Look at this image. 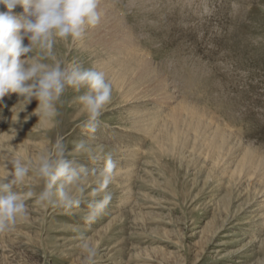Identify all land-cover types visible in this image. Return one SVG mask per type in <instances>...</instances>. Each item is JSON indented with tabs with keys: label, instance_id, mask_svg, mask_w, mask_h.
Instances as JSON below:
<instances>
[{
	"label": "rangeland",
	"instance_id": "374dc122",
	"mask_svg": "<svg viewBox=\"0 0 264 264\" xmlns=\"http://www.w3.org/2000/svg\"><path fill=\"white\" fill-rule=\"evenodd\" d=\"M99 7L101 23L81 38L51 37L50 48L37 42L21 57L25 68L45 66L27 85L57 65L105 73L112 94L95 133L79 100L87 88L66 85L52 101L38 87L0 99V185L18 163L28 171L11 190L33 194L27 215L0 232V264H86L84 241L95 249L91 264H264V0ZM181 106L192 115L178 117ZM81 141L117 164L96 196L103 159L78 151ZM60 158L82 178L72 186L79 207L37 202L42 162ZM105 195L110 203L88 220Z\"/></svg>",
	"mask_w": 264,
	"mask_h": 264
},
{
	"label": "clouds",
	"instance_id": "9594fccd",
	"mask_svg": "<svg viewBox=\"0 0 264 264\" xmlns=\"http://www.w3.org/2000/svg\"><path fill=\"white\" fill-rule=\"evenodd\" d=\"M0 5L8 10L0 11V99L8 93L23 95L38 87L36 93L38 98L42 101H52L64 93L66 85L76 90L87 88L88 91L80 96L79 100L88 113L86 128L88 132L95 133L102 110L111 100L112 85L106 79L105 73L95 68L84 69L80 66L74 67L69 73L57 65L43 72L38 85H27L26 82L37 77L45 66L32 65L25 68L21 57L32 50V44L40 42L50 48L53 43L51 37L60 39L71 37L77 40L87 29L98 26L103 17L99 7L100 0H0ZM17 6L23 8L20 15L13 14V9ZM26 38L31 41L30 45H25ZM48 115L54 116L55 111L50 108ZM56 147L62 156L63 150L59 141ZM81 149L90 153L89 159L94 163L103 159V168L98 173L93 170V174L98 176V187L91 195L96 196L108 189L118 172L117 164L110 154H103L102 148L86 149L84 142L81 141L77 144V150ZM27 171V168L17 163L13 180L0 185V232L11 230L19 219L27 215L24 200L31 198L32 192L20 195L11 190L13 184L23 181ZM39 173L45 178L46 183L37 202L57 203L65 209L80 206L81 201L75 198L72 186L78 185L82 178L67 161L62 158L52 162L44 160ZM54 186L55 201L52 199ZM77 190L83 193L84 188L77 187ZM111 198V195H105L94 206L89 205L87 219L94 220L100 215ZM82 250L86 253V264H91L96 254L95 249L84 241Z\"/></svg>",
	"mask_w": 264,
	"mask_h": 264
},
{
	"label": "bare ground",
	"instance_id": "6f19581e",
	"mask_svg": "<svg viewBox=\"0 0 264 264\" xmlns=\"http://www.w3.org/2000/svg\"><path fill=\"white\" fill-rule=\"evenodd\" d=\"M104 5V4H103ZM108 7V6H107ZM103 12H104V9L103 8H100ZM134 51L132 50L131 54L133 53ZM138 56V55H137ZM136 58V56H133V59ZM143 61H146V59L144 58ZM147 65V63H145ZM148 66V65H147ZM178 112H179V115L178 117H181L183 114H191L192 115V112H190V110H188L187 108H184V107H179L178 108ZM175 123H178L177 120H175ZM215 133V136H214V139L215 140H218V138H222V140H224L225 138L218 132H214ZM160 145L162 146L161 142H160ZM215 145V143H214Z\"/></svg>",
	"mask_w": 264,
	"mask_h": 264
}]
</instances>
